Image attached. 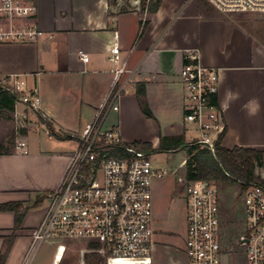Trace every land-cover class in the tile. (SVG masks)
<instances>
[{"label": "crops", "instance_id": "crops-1", "mask_svg": "<svg viewBox=\"0 0 264 264\" xmlns=\"http://www.w3.org/2000/svg\"><path fill=\"white\" fill-rule=\"evenodd\" d=\"M138 1L36 0L44 35L34 42L0 43V80L16 74L41 98L40 111L17 101L0 109V204L21 201L29 208L6 264H22L31 231L44 213L43 208L32 221L33 210L60 185L76 147L72 136L91 124L113 84L118 64L109 57L115 42L131 72L120 110L110 111L105 124L119 127L126 141L155 148L162 138L184 136L191 142L187 133L193 132L183 121L182 69L184 52L198 48L202 62L220 70L218 102L227 123L223 145L264 150V16L255 15L264 13L249 12L255 13L249 16L256 25L245 27L236 21L244 12L215 10L206 0H160L153 13ZM137 124L144 125L141 131L134 129ZM10 134L14 143L5 147ZM20 141L27 143L28 153L17 149ZM256 171L264 178V164ZM169 185V178L153 181V264H186L181 251L159 239L172 199ZM14 225L15 213L0 211V252Z\"/></svg>", "mask_w": 264, "mask_h": 264}, {"label": "built area", "instance_id": "built-area-1", "mask_svg": "<svg viewBox=\"0 0 264 264\" xmlns=\"http://www.w3.org/2000/svg\"><path fill=\"white\" fill-rule=\"evenodd\" d=\"M224 12H262L264 0H208ZM36 0H0V43L34 42L44 35L36 21ZM116 39L119 33L115 34ZM80 58L88 62L83 50ZM110 61L118 66L115 78L91 124L72 137L76 147L70 155L60 185L49 191L39 224L31 231L23 264H33L39 248L48 242L86 241L87 253H98L104 264H153V181L166 174L154 165L152 153L126 141L119 127L107 126L110 111L120 110L127 92L119 42L111 48ZM182 82L185 92L183 121L193 132L192 143L214 155L217 141L227 130L218 102L220 70L205 65L200 49L184 52ZM16 101L40 111L37 89L16 74L1 80ZM17 149L28 153L27 143ZM187 201L186 264H222L220 240L221 205L216 184L184 181ZM246 212L247 264H264V186L252 184L243 191ZM239 240V241H240ZM95 243L96 247L89 244ZM84 253V252H83ZM85 254V253H84ZM83 262L85 258L83 255ZM130 260L131 263L119 262Z\"/></svg>", "mask_w": 264, "mask_h": 264}, {"label": "rangeland", "instance_id": "rangeland-1", "mask_svg": "<svg viewBox=\"0 0 264 264\" xmlns=\"http://www.w3.org/2000/svg\"><path fill=\"white\" fill-rule=\"evenodd\" d=\"M138 4L141 7L140 0L138 1ZM206 5L217 10L208 0H206ZM144 10L150 13L147 7ZM253 14L244 12L240 14L242 16L237 18L236 21L245 27H253L256 23L249 16ZM255 15L264 16V14ZM227 22L230 25L233 24L229 18L227 19ZM143 127L144 125L137 124L134 126V129L141 131ZM191 137H193V133L188 132L187 139H191ZM13 143L14 137L10 134L6 138L5 147H11ZM151 156L154 165L159 166L166 171V174L161 178H169V193L172 195L167 216L160 222L161 231L159 232L164 233V236L162 235L163 237L159 239L163 241V243L166 242L168 244L167 246L171 248L174 247L175 249L181 251L183 253V260L185 263L187 201L184 183H182L181 180L184 179L186 175V166L185 162H183L186 154L183 148H180L179 151L157 150L156 152H153ZM216 189L219 192L220 203L222 205V219L220 226V240L223 249L222 264H247L246 245H237V242L246 233V212L241 187L236 182H227L217 184ZM46 204L47 201L45 200L42 206L33 210V214L31 216L32 221H34L37 214L45 208ZM23 247L24 244L21 248H18L20 249V252L16 254L17 260L21 256ZM87 247L88 243L86 241L74 240H63L54 242V244H43V246H41L36 252L33 264H87L85 257L87 254ZM83 255L85 263L82 260ZM99 264L104 263L101 261Z\"/></svg>", "mask_w": 264, "mask_h": 264}, {"label": "trees", "instance_id": "trees-1", "mask_svg": "<svg viewBox=\"0 0 264 264\" xmlns=\"http://www.w3.org/2000/svg\"><path fill=\"white\" fill-rule=\"evenodd\" d=\"M140 4L143 11L147 7L148 11L153 13L159 8L161 1L149 0L148 2V0H140ZM15 102V95L6 91L0 80V109L4 106H12ZM144 112L148 116L151 115L146 109H144ZM48 124L52 134L60 136L53 131L51 124ZM226 132L221 135L217 141L215 155L199 144L186 142L184 136H174L169 138V141L162 138L160 145L156 148L150 142L135 141L133 143L151 153L157 150L183 148L187 156L185 163V179L187 181L202 180L216 185L220 183L236 182L240 185L242 192L252 184L264 186V178L256 171L258 166L264 164V150L244 146L228 148L223 145ZM70 137V135H64V138ZM41 200L42 197H38L36 204H39ZM28 209V207H24V203L21 201H10L0 204V211H11L15 213V225L12 229V233L4 237V246L0 252V264H6L17 238L16 232L21 229ZM89 246L96 247V244L91 243ZM85 257L87 264H99L102 261L98 253H87Z\"/></svg>", "mask_w": 264, "mask_h": 264}, {"label": "water", "instance_id": "water-1", "mask_svg": "<svg viewBox=\"0 0 264 264\" xmlns=\"http://www.w3.org/2000/svg\"><path fill=\"white\" fill-rule=\"evenodd\" d=\"M185 179H182L181 182L184 183ZM248 242L247 238H242L237 244L238 245H243Z\"/></svg>", "mask_w": 264, "mask_h": 264}, {"label": "bare ground", "instance_id": "bare-ground-1", "mask_svg": "<svg viewBox=\"0 0 264 264\" xmlns=\"http://www.w3.org/2000/svg\"><path fill=\"white\" fill-rule=\"evenodd\" d=\"M119 262H126V263H131L130 260H119Z\"/></svg>", "mask_w": 264, "mask_h": 264}]
</instances>
